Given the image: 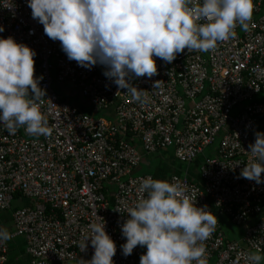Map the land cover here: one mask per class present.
<instances>
[{
  "label": "built area",
  "instance_id": "built-area-1",
  "mask_svg": "<svg viewBox=\"0 0 264 264\" xmlns=\"http://www.w3.org/2000/svg\"><path fill=\"white\" fill-rule=\"evenodd\" d=\"M13 9L0 6V37L11 36L37 53L34 75L43 77L40 87L46 89L38 107L51 129L47 137L24 127L9 135L0 126V210L10 211L11 237L24 238L28 264H84L94 249L90 241L85 252L77 245L90 234V224L104 221L117 247L114 264H140L146 247L127 257L121 250L128 209L146 195L138 191L140 183L154 179L133 173L141 162L137 146L145 154L170 148L177 161L190 163L216 143L197 181L173 173L168 182H179L197 207L207 206L217 219L223 215L244 227L230 239L218 220L203 242L206 264H249V255L264 254V183L240 178L256 162L250 153L256 133H264V0H254L248 30L237 26L236 37L215 50L185 49L170 64L154 58L158 74L132 81L148 91L143 105L106 78L103 66L88 70L68 60L60 42L32 18L27 0H13ZM157 81L160 87L153 88ZM59 83L78 90L95 110L112 108L114 120L62 100L53 89ZM15 198L30 204L12 208ZM0 264H14L8 262V241L0 245Z\"/></svg>",
  "mask_w": 264,
  "mask_h": 264
},
{
  "label": "clouds",
  "instance_id": "clouds-1",
  "mask_svg": "<svg viewBox=\"0 0 264 264\" xmlns=\"http://www.w3.org/2000/svg\"><path fill=\"white\" fill-rule=\"evenodd\" d=\"M0 6L14 11L13 0ZM27 6L45 35L60 42L68 60L88 70L103 66V75L141 105L149 103L148 91L138 90L132 81L158 74L154 58L170 64L185 49L213 51L218 43L236 37L237 26L247 31L254 12V0H27ZM201 20L206 23H198ZM4 31L0 25V33ZM36 55L13 37H0V126L9 135L21 127L33 136L51 135L38 107L46 89L40 87L43 77L34 75ZM159 82L153 88H159ZM250 149L256 162L246 165L240 178L262 184L264 133H256ZM138 191L146 195L128 209V219L121 225L126 239L122 255H131L140 246L147 249L140 264H206L203 242L218 222L207 206L197 207L179 182L149 177ZM105 227V221L90 224V234L77 245L85 252L90 241L94 249L84 264H114L117 247ZM11 238L0 228V245ZM247 259L260 264L264 255Z\"/></svg>",
  "mask_w": 264,
  "mask_h": 264
},
{
  "label": "rangeland",
  "instance_id": "rangeland-1",
  "mask_svg": "<svg viewBox=\"0 0 264 264\" xmlns=\"http://www.w3.org/2000/svg\"><path fill=\"white\" fill-rule=\"evenodd\" d=\"M36 76V75H35ZM54 91L61 96H64L67 99V102L75 107H77L81 112L89 115L94 116H101L100 110L93 109L84 98H82L78 92V90L74 89L71 85L67 83H59V84H53ZM257 99V97H256ZM104 116V115H103ZM216 143L213 145L208 146L204 149L202 153L198 155L196 159H194L190 163H182L176 160L172 156V150L168 148L167 150H163L159 153L153 154L150 156V160L145 159L144 162L141 163L139 170L135 172V174H139V172H151L155 165L160 161V157L162 154H167L165 157V163H162L164 165V169L161 167H158V175L159 179H167L168 174L170 172L173 173H180V171L184 172L186 171L187 175L190 178H194L198 180V169L200 167V164L202 160L204 159V156H211L213 154V151L215 149ZM147 170V171H146ZM29 199L27 198H15L11 204V207H20L23 205H29ZM218 220L221 224V228L223 232L227 235L230 239H236L240 233L244 231V227L242 225H235L231 224L225 216L220 215L218 216ZM8 252L10 253V248H8ZM257 254V253H255ZM264 255V254H261ZM260 264H264V260H261Z\"/></svg>",
  "mask_w": 264,
  "mask_h": 264
},
{
  "label": "crops",
  "instance_id": "crops-1",
  "mask_svg": "<svg viewBox=\"0 0 264 264\" xmlns=\"http://www.w3.org/2000/svg\"><path fill=\"white\" fill-rule=\"evenodd\" d=\"M101 113L102 114L100 117H104V118L109 119V120H114V118H115V113L112 110V108L107 109V110H101ZM137 148H138L139 152L141 153V162H140L139 166L134 170V173L139 170L141 163L144 162L145 159H147V157L149 159L151 155L163 151V150H161L159 152H155L152 154H145L140 149V146H137ZM165 150H167V149H165ZM166 156H167V154H165V152H164V154H162L160 157L161 158L160 161H158V163L155 165V167L153 168L152 171H156L158 173V171H157L158 167H161L163 169L165 168L162 163H165V157ZM142 173H144V172H139V174H142ZM145 173H147V172H145ZM180 173L183 174V173H186V171H184V172L180 171ZM180 173H177V174H180ZM171 174H173V172H170V174H168V178ZM157 177H158L157 180L168 182V178L167 179H163V178L159 179V176H157ZM192 179H194V178H192ZM194 180L197 181V179H194ZM29 204H30V201H29ZM0 228L7 229L10 233L13 231L11 214H10L9 210H0ZM8 248H10V253L8 252V262L9 263L28 264V256L25 253V240L22 236H14L13 238H11L8 241Z\"/></svg>",
  "mask_w": 264,
  "mask_h": 264
},
{
  "label": "trees",
  "instance_id": "trees-1",
  "mask_svg": "<svg viewBox=\"0 0 264 264\" xmlns=\"http://www.w3.org/2000/svg\"><path fill=\"white\" fill-rule=\"evenodd\" d=\"M60 98L62 99V100H64V101H66L67 102V99L64 97V96H61L60 95ZM99 117V116H98ZM135 140H133V141H131L133 144H135V142H134ZM133 173H134V171H133ZM135 174V173H134ZM143 174V173H142ZM149 174H151V175H153V177H154V180H157L158 179V177L157 176H159L158 174H157V172L156 171H152V172H149ZM241 234V233H240Z\"/></svg>",
  "mask_w": 264,
  "mask_h": 264
}]
</instances>
